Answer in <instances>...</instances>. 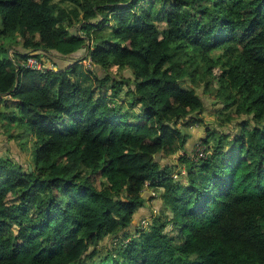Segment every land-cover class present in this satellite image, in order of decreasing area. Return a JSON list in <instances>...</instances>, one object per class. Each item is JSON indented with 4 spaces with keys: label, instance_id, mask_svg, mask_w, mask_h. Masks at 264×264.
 Listing matches in <instances>:
<instances>
[{
    "label": "trees",
    "instance_id": "16d2710c",
    "mask_svg": "<svg viewBox=\"0 0 264 264\" xmlns=\"http://www.w3.org/2000/svg\"><path fill=\"white\" fill-rule=\"evenodd\" d=\"M0 134V264H264V0H0Z\"/></svg>",
    "mask_w": 264,
    "mask_h": 264
},
{
    "label": "rangeland",
    "instance_id": "374dc122",
    "mask_svg": "<svg viewBox=\"0 0 264 264\" xmlns=\"http://www.w3.org/2000/svg\"><path fill=\"white\" fill-rule=\"evenodd\" d=\"M163 27V24H159V26ZM19 47V46H18ZM19 51H21V48H18ZM9 55L10 57L14 54V52L9 49ZM26 53H30L25 51ZM224 53V51L222 50H218L214 53H212L214 58H217L220 54ZM86 54V49L79 51L78 53L70 56V57H51L49 59L46 60V62H49L48 65L51 64H58L59 67L58 68H66L69 67L71 65H73L76 61H78L79 59H82L84 57V55ZM72 70V69H71ZM76 73H77V79H79L81 82L86 80V76L88 75V71L85 67V65L82 63L81 65H79L78 67L76 66L75 69ZM203 88H199L197 90L198 94L201 96L203 102H204V110L202 111V113L199 115V117H201L204 121V123L198 127V125L193 126L190 131H192L193 135L192 138L189 140L188 144H187V152L189 153V155L192 157L195 155V150L197 148V144H199V142L207 135L205 129L206 126L209 127L210 129H219L221 130V128L217 127L215 128V124H214V111H217V108H220L222 105L218 102H215L211 96H209L208 94H204L203 92ZM235 115V114H234ZM246 118H243V120H245ZM241 122V119L230 124L228 127L224 128L223 131H225L226 133H234L237 131V126L238 124ZM205 128V129H204ZM234 131V132H233ZM0 152L4 155H8L12 158H14L16 161H18L20 164H22L25 168H27L28 166V161H29V156L24 153L23 151H21V149H19L18 146H16L13 142H9L6 137L3 138L2 135L0 134ZM178 155H176L175 157H163L162 155H158L156 157V159L162 164H173L176 162ZM147 191L145 192L144 195L148 194L150 192V199H158L159 201L154 205H152L150 208H148L149 212H146V219H151L150 213L155 212L157 209H159L162 205L161 199L159 197L160 195V191H157L156 193H154L152 190L146 189ZM155 194V195H154ZM136 218L135 220H139V218L141 217V209L137 212V214L135 215ZM145 219V220H146ZM110 241L108 239L104 240L102 242V245H109Z\"/></svg>",
    "mask_w": 264,
    "mask_h": 264
},
{
    "label": "built area",
    "instance_id": "2783aa9c",
    "mask_svg": "<svg viewBox=\"0 0 264 264\" xmlns=\"http://www.w3.org/2000/svg\"><path fill=\"white\" fill-rule=\"evenodd\" d=\"M48 64H49V62L39 61L33 55H29V57L26 59V61L24 63V66L28 69H32V70H36V71H42V72H46L47 70H57V65H54V64L48 65ZM87 66L91 67V63H88ZM197 152H198V149L196 150V154H197ZM199 155L200 156L206 155L205 147H204L203 151L199 152Z\"/></svg>",
    "mask_w": 264,
    "mask_h": 264
},
{
    "label": "crops",
    "instance_id": "0c3cea01",
    "mask_svg": "<svg viewBox=\"0 0 264 264\" xmlns=\"http://www.w3.org/2000/svg\"><path fill=\"white\" fill-rule=\"evenodd\" d=\"M2 137L5 138L4 135H2ZM150 195H151L150 192H149L148 194H146V197H147V199H149V202L147 203V207L141 208V218L147 216V215H146V212H147V211L149 212L148 208H150L148 204H151V206H152V205L155 204V202L157 203V202L159 201L158 199H155V198H154V199H150V198H149ZM154 195H155V194H154ZM153 203H154V204H153ZM135 218H136V216H135Z\"/></svg>",
    "mask_w": 264,
    "mask_h": 264
},
{
    "label": "water",
    "instance_id": "95a60500",
    "mask_svg": "<svg viewBox=\"0 0 264 264\" xmlns=\"http://www.w3.org/2000/svg\"><path fill=\"white\" fill-rule=\"evenodd\" d=\"M4 110V108H2V111Z\"/></svg>",
    "mask_w": 264,
    "mask_h": 264
}]
</instances>
